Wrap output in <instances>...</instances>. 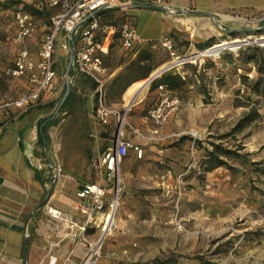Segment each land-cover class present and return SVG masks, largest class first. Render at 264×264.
Here are the masks:
<instances>
[{"label": "rangeland", "instance_id": "obj_1", "mask_svg": "<svg viewBox=\"0 0 264 264\" xmlns=\"http://www.w3.org/2000/svg\"><path fill=\"white\" fill-rule=\"evenodd\" d=\"M0 6L5 10L3 16L9 21L16 10L24 11L32 17L34 29L23 42L26 45L25 42L29 40L37 50L40 38L47 30L51 14L46 0H0ZM135 9L144 11L147 8L141 6ZM156 11L159 12L157 9ZM129 12L133 14L130 16L139 37L146 36V33L140 34L139 27L148 16L141 14L136 16L135 11L127 10V13ZM145 13L150 14L147 10ZM176 14L182 15L181 12ZM99 20L103 24L114 25L107 54L102 59L106 68H110L116 62L127 60L134 51L135 56L146 60L142 65L129 63L124 68V74L118 76L117 82L107 86L106 90L104 88V102L108 107H111L109 101L118 95L126 83L125 74L144 73L149 69L155 72L183 60L182 64H175L158 76L182 67L190 74L197 70L195 75L199 83L196 84L194 91L202 94L204 113L207 117L206 125L201 122L199 126L196 120L185 129V136L189 140L194 138V141L202 144L195 142L192 152L188 145L185 155L175 157L173 182L149 190L151 196L156 198V202L160 200L167 202L165 206L168 207L169 214L165 218L152 220L151 229L141 230L142 235L131 237L142 242L143 250H146L147 243L152 242V247L161 246L162 242L167 243V247L164 245L163 249L153 251L143 262L132 264H264V97L250 93L239 79V75H245L246 82L250 83L256 78L253 63L242 62L239 52H244L247 47H257L264 52V15L246 17L241 25L232 30L217 27L212 35L204 37H192L183 27L177 32L165 29L157 35L147 34V39L141 41V44L148 47L135 45L129 50L120 47L118 29L122 17L117 11L103 12L99 15ZM158 35L170 39L173 55L160 45ZM98 37L99 33L96 38ZM1 38L3 39L0 35ZM212 44L213 46L207 49ZM17 51L18 48L13 57ZM255 55L258 57L257 51ZM202 67L206 68L205 74L201 71ZM61 75L63 71L58 72V76ZM190 78L193 79L191 75ZM59 83L60 88L51 92L41 112V116L48 118L44 125L51 133L52 139L47 142L44 150L37 151V155L42 158L40 162L44 163L45 169L49 171L51 185L58 179L66 177L68 173L69 163L64 162L65 152L74 143L78 125L76 117L81 114L83 104L86 105L88 101L85 90H74L76 104L72 109L75 112L67 109L63 102L66 96L65 87L61 81ZM9 84L6 76H0L1 98L13 99L16 96L12 89H8ZM70 88L68 87V91L72 90ZM145 88L147 84L134 100H139L144 94L142 100H146L144 112L148 118L147 112L157 103L159 92L156 90V93L148 94ZM176 94L187 101L185 90L176 91ZM236 95L241 96L240 103L245 102V98L258 100L257 112L260 118L238 131H232L237 119L246 110L244 107L233 105ZM134 100L133 97L129 99L132 102ZM129 101L123 108H112H117L116 110L121 112L128 106ZM188 103L192 108L195 107L192 100ZM88 104L85 109L86 115L94 116L96 119L93 92ZM63 110L67 112L63 114ZM128 114L129 111L126 110L122 113V127H126L123 122ZM11 116L13 115L9 113L8 117ZM113 123L110 130H114ZM210 143L234 150L236 155L225 157V165L206 171L205 164L202 163L203 148L210 149ZM80 152L84 157L85 150L82 148ZM77 173L85 175L82 171ZM85 181L91 182L93 178L88 177ZM120 196L121 188L119 199ZM119 199L113 213L115 222L113 224L112 221L113 225L106 234L101 236L103 231L87 230L84 234L75 232L73 236L61 238L68 241L70 248L78 245L83 248L82 253L75 256L73 264H123V261L117 259L110 250V244L123 238V234L120 237L117 233L120 230H115ZM47 207L52 206L43 204L41 208L42 224H39V216L36 214L32 230L27 233L34 247L32 264H46L47 261L50 264H68L72 257L70 250L64 253L59 250L54 254L58 234L53 229V221L46 213ZM40 225L45 230H39Z\"/></svg>", "mask_w": 264, "mask_h": 264}, {"label": "crops", "instance_id": "obj_2", "mask_svg": "<svg viewBox=\"0 0 264 264\" xmlns=\"http://www.w3.org/2000/svg\"><path fill=\"white\" fill-rule=\"evenodd\" d=\"M46 5L51 10V14L57 9L48 6V0H46ZM146 8L144 11H142L143 9H128V11H135L136 16L138 14L148 16V19L146 18L143 25L139 27L140 34L146 33V36L140 38L141 41H145L148 35H157L165 29H173L174 32H177L183 27L192 37L210 35L217 27L232 30L241 25L246 17L255 14L264 15V0H164L157 7ZM146 10L150 12L149 15L145 13ZM4 12L5 10L0 9V35L3 37L0 39L2 42L0 47L1 77L6 76L4 69L11 65L13 54L17 48H21V45L27 47L29 57L33 60L36 52L34 44L29 40L25 42L26 45L24 42L12 43L10 41L14 33L13 19L9 21L5 18ZM176 12H181L183 16H178ZM129 14L133 15L131 12ZM141 41L136 46L142 45ZM68 47L69 43L64 35L58 33L53 50L57 75L54 89L60 88L59 82L61 81L67 94V81H69L70 89L74 93L79 89L87 92L88 101H86V105L83 104L81 114L76 117L78 125L74 143L65 152L64 162L69 163L66 177L58 179L54 185H51L49 171L45 169V164L40 162L42 158L37 155L39 149L42 151L45 148L36 143V122L44 118L41 116V112L48 97L43 96L25 108L12 107L0 111V121H5V125L0 131V264H32L34 262V247L27 233L32 230V222L35 220L36 214L39 216H37L39 224H42L40 216L43 204L61 210L80 221L82 215L78 211L75 191L87 183L85 179L88 177H92L93 181L91 182L96 183L103 179V169L98 165V158L101 152L111 145L113 130H110V127L113 118L110 116L107 124H101L94 116L86 115L85 109L89 106L88 102L93 92L92 86L88 81H82L73 74L69 65ZM141 47L148 46L142 45ZM135 52L127 60L116 62L110 68H106L108 75L105 80V90L107 86L114 84L113 80L117 75L124 74V68L129 63L142 65L146 62L144 58L135 56ZM205 70V67L201 68L204 74ZM59 71H63L66 78L59 77ZM153 73V69H149L144 73L125 74L126 83L118 95L109 101L111 105L109 108L115 111L117 108L112 107L123 108L126 102L132 98V94L125 95L127 87L133 83L144 81ZM195 73L197 70L190 74L183 67L167 73L178 78L180 82L177 88L168 90L173 93L185 90L187 101L180 98L181 103L178 108L170 112L166 122L158 128L156 133L151 132L152 125L144 112L146 106V100H142L144 94L142 98L131 103L129 114L123 122L126 125L122 128L123 139L134 143L141 150L140 158H136L134 152L128 150L116 167L121 196L115 230H120L117 233L120 237L123 234V238L110 244V250L114 252L117 259L123 261V264L143 262L152 255L153 251L163 249L164 245L167 247L165 242H162L163 246L152 247V242L147 243L146 250H143L142 242L139 239L133 240L131 237L142 235L141 230L151 229L152 220L165 218L169 214L170 211L165 206L167 202L162 200L156 202V198L151 196L152 193L149 190L161 184L173 182V160L176 156L185 155V149L190 143L189 138L185 136V129L189 128L196 120L199 126L201 122L204 125L207 123L205 107L202 103L203 96L194 91L196 84L199 83ZM190 75L193 79L190 78ZM159 77L156 76L147 83L145 89L148 94L156 93V86L159 83L157 82L151 88L150 84ZM7 80L10 83L7 86L8 89H12L16 95L29 88L28 83L23 79L11 80L7 77ZM189 100L193 101L195 107L192 108L189 105ZM75 104L74 101V104L71 105L74 107ZM66 112L62 111L63 114ZM9 113L13 116L8 117ZM44 131L48 142L52 139L51 133L46 126ZM82 148L85 150L84 157L80 152ZM78 171H82L85 175H79ZM114 222L115 218L113 224ZM39 230H45V228L40 225ZM62 237L63 235L58 234L56 238L58 243L53 250L54 254L59 250L63 253L70 250L72 257L68 260V264H73L75 256L82 253L83 248L79 245L70 248L68 241H63ZM46 264L50 263L47 261Z\"/></svg>", "mask_w": 264, "mask_h": 264}, {"label": "built area", "instance_id": "obj_3", "mask_svg": "<svg viewBox=\"0 0 264 264\" xmlns=\"http://www.w3.org/2000/svg\"><path fill=\"white\" fill-rule=\"evenodd\" d=\"M163 1L48 0V6L57 9L49 16V24L40 38L35 52V59H31L28 50L21 47L14 55L11 65L4 69V74L7 77L11 80L23 78L28 83L29 88L13 99L2 97L0 111L12 107L25 108L43 96L49 97L55 88L57 78L53 59L54 42L58 33H62L69 43V65L73 70V74L82 81H88L92 86L96 119L101 124H107L108 118L110 116L113 118L114 130L111 145L106 147L98 158V165L103 169L102 181L99 183H84L75 191V197L78 200V211L82 215L81 220L77 221L54 207L46 208V213L53 221V229L60 236H73L75 232L84 234L87 230H104L108 216L114 213L119 199L120 187L116 169L117 164L128 150H132L136 158L141 157V150L137 145L122 137V113L124 110L129 111L131 103L119 112L109 108L104 102L103 89L108 72L102 63V57L107 52L114 25L101 23L98 20L97 13L106 9H119L117 13L122 17L118 29L120 47L129 50L138 44L141 39L127 10L141 6L157 7ZM12 19L14 33L10 41L21 43L33 31L34 21L28 13L21 10L14 11ZM97 33H99L98 39L96 38ZM159 43L169 51L170 55H173L169 38L166 36L160 37ZM1 45L2 42L0 41V47ZM183 62V60L176 61L159 71L163 72L169 67ZM156 72L158 71L154 73ZM62 77L63 79L66 78L65 75H61ZM67 82L68 87H70V82ZM156 89L159 92L157 103L147 112L152 125V133H156L158 128L166 122L170 112L177 109L181 103L177 94L170 92L165 85L158 84ZM3 125H5V121H0V131ZM193 144L194 138H191L189 143L191 152L194 150Z\"/></svg>", "mask_w": 264, "mask_h": 264}, {"label": "trees", "instance_id": "obj_4", "mask_svg": "<svg viewBox=\"0 0 264 264\" xmlns=\"http://www.w3.org/2000/svg\"><path fill=\"white\" fill-rule=\"evenodd\" d=\"M0 9H3L0 6ZM118 11V8L114 9H106L101 10L97 13L98 20L99 15L103 12L107 11ZM100 21V20H99ZM225 42V40H222ZM213 44L208 48L212 47ZM205 51V50H204ZM258 52V57H256L255 52ZM241 55V61L244 63L252 62L254 65V70L256 72V78L250 82H246V76L245 75H239L240 83L243 84L250 93H253L255 95H261L264 97V52L259 50L257 47H247L244 52H239ZM118 79V75L114 78L113 82L116 83ZM163 84L167 89H174L177 88L180 85L179 79L176 78L173 75L169 74H162L156 81L151 82L150 88L153 87L156 83ZM247 84L249 86H247ZM241 96L236 95L234 97V106H240L246 108L244 112L241 113L240 117L237 119L236 123L234 124L232 131H238L241 128H243L245 125L256 121L260 118V114L257 112V105L258 100H250L249 98H245V102L240 103ZM244 100V99H243ZM74 101L76 102L75 95L73 90L68 91L65 98L63 99L64 105L67 109L71 110L73 106L71 104H74ZM48 118H41L36 122V143L40 144L43 148H46L47 145V136L45 134V125L43 124ZM196 141H194L195 143ZM196 143L199 144L197 141ZM210 149L203 148L204 154H203V161L202 163L205 164L204 170H210L212 168L225 165L224 158L236 155L234 150H229L227 148H224L220 146L219 144L210 143ZM238 147V146H236Z\"/></svg>", "mask_w": 264, "mask_h": 264}, {"label": "bare ground", "instance_id": "obj_5", "mask_svg": "<svg viewBox=\"0 0 264 264\" xmlns=\"http://www.w3.org/2000/svg\"><path fill=\"white\" fill-rule=\"evenodd\" d=\"M184 18V17H183ZM177 22H178V20H177ZM182 22H184V20L182 19ZM184 24V23H183ZM191 25V24H190ZM189 25V26H190ZM200 26V25H199ZM193 27H194V25H193ZM188 28V27H187ZM191 28H192V26H191ZM197 28V27H196ZM195 28V29H196ZM193 30V29H192ZM197 31V30H196ZM193 33V32H192ZM204 54H209V53H204ZM144 82L145 81H140V82H136V83H133V84H131L129 87H127V89H126V91H125V95L126 96H128V95H131L132 97H133V100L135 99L134 97H137V96H139L138 94L142 91V89L145 87L144 86ZM143 92V91H142ZM141 92V93H142ZM140 93V94H141ZM125 96V97H126ZM129 101V100H128ZM127 101V102H128ZM132 101H129V103L128 104H130ZM112 221H113V214L111 213L109 216H108V221H107V225H106V227L104 228V230H102L103 231V234L101 235V236H103L104 234H106V232L107 231H109V229L111 228V226H112Z\"/></svg>", "mask_w": 264, "mask_h": 264}, {"label": "water", "instance_id": "obj_6", "mask_svg": "<svg viewBox=\"0 0 264 264\" xmlns=\"http://www.w3.org/2000/svg\"><path fill=\"white\" fill-rule=\"evenodd\" d=\"M160 72H161V71H158V72L152 74V75L147 79V81L144 83V85H146V84H147L152 78H154L155 76H157Z\"/></svg>", "mask_w": 264, "mask_h": 264}]
</instances>
